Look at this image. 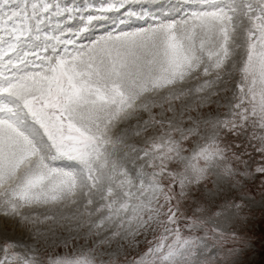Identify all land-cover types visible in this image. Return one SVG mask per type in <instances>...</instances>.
Segmentation results:
<instances>
[{
	"label": "snow or ice",
	"instance_id": "snow-or-ice-1",
	"mask_svg": "<svg viewBox=\"0 0 264 264\" xmlns=\"http://www.w3.org/2000/svg\"><path fill=\"white\" fill-rule=\"evenodd\" d=\"M264 223V0H0V264H247Z\"/></svg>",
	"mask_w": 264,
	"mask_h": 264
},
{
	"label": "rangeland",
	"instance_id": "rangeland-1",
	"mask_svg": "<svg viewBox=\"0 0 264 264\" xmlns=\"http://www.w3.org/2000/svg\"><path fill=\"white\" fill-rule=\"evenodd\" d=\"M95 2V0H94ZM253 239L256 241L254 247L248 252L245 260L247 264H264V223L261 222V214L256 211L251 225Z\"/></svg>",
	"mask_w": 264,
	"mask_h": 264
}]
</instances>
